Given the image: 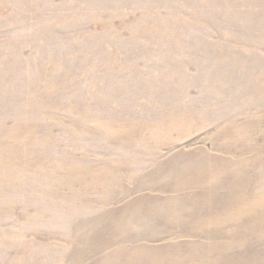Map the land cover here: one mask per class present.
I'll return each mask as SVG.
<instances>
[{
	"label": "rangeland",
	"instance_id": "374dc122",
	"mask_svg": "<svg viewBox=\"0 0 264 264\" xmlns=\"http://www.w3.org/2000/svg\"><path fill=\"white\" fill-rule=\"evenodd\" d=\"M35 99L59 115L29 121L35 138L27 152L32 161L26 169L29 179L14 189L16 196L0 191V201L15 197L8 200H13L10 207H0V264H100L110 249L97 252L93 245L113 228L111 221L100 224L101 210L139 195L146 173L155 175L164 167L172 172L196 169L194 156L175 153L205 147L215 155L214 138L222 126L245 125L256 116L263 118L260 124L246 126L255 132L252 141L227 145L232 156L251 160L250 150L260 156L248 170L254 183L245 189L261 202L249 200L248 214L239 224L206 225L193 233L185 224L180 230L183 239L213 240L215 246L236 237L241 248H208L218 250L212 260L230 254V264H264V185L255 184L264 172V0H0L1 135L22 127L19 121L27 116L21 112H33L25 104ZM85 107L104 122L132 128L137 149L109 146L94 121L75 135ZM178 112L192 113L194 121L188 117L186 123L198 124L187 135L171 131L178 137L174 147L153 153L157 125ZM213 120L217 124L209 125ZM99 162L120 165L128 180L135 177L130 198L95 201L92 197L102 194L88 187L103 174L82 169L73 178L67 169ZM54 165L57 172L52 173ZM230 192L228 185L214 190L215 199L194 207L189 217L204 225L210 215L235 211L225 207ZM252 213L260 218L255 226L249 222ZM160 222L156 231L166 232ZM140 225L129 234L147 241L153 233Z\"/></svg>",
	"mask_w": 264,
	"mask_h": 264
},
{
	"label": "bare ground",
	"instance_id": "6f19581e",
	"mask_svg": "<svg viewBox=\"0 0 264 264\" xmlns=\"http://www.w3.org/2000/svg\"><path fill=\"white\" fill-rule=\"evenodd\" d=\"M25 105L34 107V110L30 113H28L29 110L28 112H21L27 116L26 118H22L21 122L19 121L18 125L22 127H17V129L10 130L9 132L7 131L8 133L6 135L0 134V191H10L14 196H16V193H13L15 192L14 189L19 187L18 184L24 183L25 180L29 179H27V177L30 173L26 172V169L30 167L32 161L30 157L27 158V152L31 153L32 148L29 145L30 143L33 144L35 139L33 137V126H30L29 123L34 120L37 121L52 116V118H55V116L59 115L58 110L54 107L47 103H38L36 99L26 102ZM85 111L86 112H83L76 121V125L79 129H74L75 135L79 136L82 132H86V123L88 124V122L94 121L96 123V130L99 131V134L104 135L109 146H124L126 148L137 149L135 146L136 138L132 132V128L120 123L118 126L116 125L117 127L113 126L102 121L100 116L91 113L90 109L86 108ZM188 117H192V120L194 119L192 113L187 115L178 112L169 117L166 122L164 121L165 124L157 125L156 128L159 131L156 130V128L154 129L156 130L155 138H158V140L153 143L154 147L151 151L157 155H161L165 147H174L173 140L178 138L176 136L172 137L171 131L177 130L180 135L183 136L187 135L190 128L196 127L194 125H197V122L193 124L186 123ZM262 119V117L256 116L249 118L245 125L235 122L222 126L221 130H219L214 138L218 143L215 155L209 152L205 147L196 149L194 150L195 152L177 151L175 155L178 156L187 158L194 156L197 162H199V166H197L196 169H188L185 172H172L169 168L164 167L158 170L155 175H152L153 172H150L151 174L146 173L144 180L146 184L140 188L139 195L133 197L131 201L120 204L119 207L113 204V208L108 206L106 210H101V212L97 214V217L100 219V224L102 221H111L113 228L109 230L108 236L104 240L93 245H96L97 252L101 249H110L109 253L100 259V264H230L229 261L232 260L230 254H225L220 260H217V258L212 260V256L219 249L227 250L237 247L241 248V244L235 242L236 237L226 239L224 244H221L222 246H215L211 243L213 240L201 242L193 239H183L184 234H182V230L180 229L183 225L190 224V230L193 233L195 231H202L203 227H206V225L210 226L212 229H216L218 226L224 225L227 221L236 220L235 222L239 224L242 222L241 219L243 215L245 216L248 214L245 211L250 209L248 208L250 207L248 201L252 199L253 201L251 202L254 204L261 202L257 194H254L251 198L248 197L249 195L246 194L245 189V187L254 183L253 176L250 175V171L248 170L257 160H261L260 156L253 150H250L253 152L251 160H246L244 156H232L231 153L233 150L228 147L229 145L227 144L231 141L238 146L241 144V141H245L246 143L252 141L255 132L250 131L247 127H252V125L256 126V123L259 125ZM220 121L218 122L219 125L221 123ZM211 124L215 126L217 122L213 120L209 125ZM25 128H27L28 132L26 131L27 133L25 134L21 133ZM139 139H144V137ZM244 149L245 148L242 147L238 152H242ZM105 162H99L100 164H95L93 166H84V168H80L79 164L75 163L77 164L75 167L73 165L67 169L73 172L71 174L73 178H77L79 176L78 173H80L82 169L93 173L95 172L96 176L99 175L100 172V176L103 174L102 178H99V182L95 180L96 183L93 182L91 183L93 186L88 187L89 192H100L102 194L100 195L101 197H92L95 201L99 199V201L104 200L109 202L113 197H118V200H121L122 198L125 199L132 196L134 190H136V188L132 186L133 183H136L134 181L135 177L128 180L122 173L120 165H113L111 162L107 164ZM215 162H218L219 165ZM158 167L161 168L162 165L160 164ZM40 168L43 167L40 166ZM98 169H102L103 171ZM51 172H57L55 165ZM240 181H242L244 185H241ZM255 184L256 186L264 185V172H260ZM225 185H228L231 191V196L227 201L229 204L225 207H235V211L228 213L224 217L210 215L207 219L203 220L205 222L204 225H201V221L192 220L189 217V212L197 205L202 203L205 205L210 204L216 197L214 195V190L219 191V189ZM153 196H160V199L155 201L153 200ZM85 197L91 199L87 193ZM6 198L7 200L0 201V207L4 203L8 207L11 206L13 200H11L10 203L8 200H10L12 196ZM12 199H15V197ZM208 210H210V207ZM111 216H113V219H109ZM185 217H189L190 220L189 222L182 223ZM249 219L252 226L259 224L260 218L254 215V213H252ZM156 221H161L162 227H160V229L166 230V232L156 231ZM137 224H143L146 229H149V231L153 233L149 237V241H143L142 238H134L131 236L132 234H129L134 232V229L138 227ZM102 226L107 228L108 225ZM241 227L242 225H236L234 228L240 229ZM99 230H101V226L98 225L96 231L98 232ZM90 240L88 239L85 241V245L88 244ZM160 240L164 241L160 242ZM73 245L76 246L75 244ZM211 247H217L218 250L208 251L207 249H211ZM206 251L208 253L204 255Z\"/></svg>",
	"mask_w": 264,
	"mask_h": 264
}]
</instances>
